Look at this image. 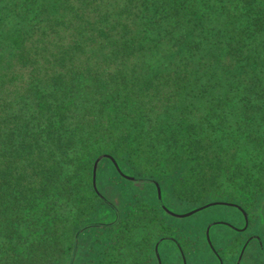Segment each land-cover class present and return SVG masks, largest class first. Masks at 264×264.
I'll return each instance as SVG.
<instances>
[{
    "label": "trees",
    "instance_id": "trees-1",
    "mask_svg": "<svg viewBox=\"0 0 264 264\" xmlns=\"http://www.w3.org/2000/svg\"><path fill=\"white\" fill-rule=\"evenodd\" d=\"M109 156L132 181L249 212L264 0H0V264H73L96 225L86 264H150L162 214L138 197L115 210L94 180Z\"/></svg>",
    "mask_w": 264,
    "mask_h": 264
},
{
    "label": "rangeland",
    "instance_id": "rangeland-1",
    "mask_svg": "<svg viewBox=\"0 0 264 264\" xmlns=\"http://www.w3.org/2000/svg\"><path fill=\"white\" fill-rule=\"evenodd\" d=\"M94 173V180L100 192L120 215L131 206L130 201L135 197L155 206L161 212L163 227L160 228L159 236L175 239L183 254L179 253L175 246H171L167 239H164L158 246L161 264H181V255L185 258L186 264H217V259L205 244L207 242L206 231L211 246L222 258V264H233L241 244L251 235H257L256 239L248 240L239 264H264V200L262 199L264 192L256 198L252 207H247L249 212L243 210V206L235 200L229 201L234 203L232 205L213 203L186 216H178L175 214H182L199 204L173 197L167 184L132 181L129 175L119 169L112 156L108 159L98 158L95 161ZM237 206L247 215V226L244 230L235 228L243 224V217ZM111 217H113V210L105 204L104 212L95 214L96 220H108ZM209 223L207 230L206 226ZM108 228L110 227L103 228L96 225L84 231V234L79 237L73 264L90 263L89 259L95 257L98 249L96 236ZM153 243L154 241L149 244L150 264H153Z\"/></svg>",
    "mask_w": 264,
    "mask_h": 264
},
{
    "label": "crops",
    "instance_id": "crops-1",
    "mask_svg": "<svg viewBox=\"0 0 264 264\" xmlns=\"http://www.w3.org/2000/svg\"><path fill=\"white\" fill-rule=\"evenodd\" d=\"M210 205V204H209ZM232 205V204H231ZM205 207V206H204ZM238 207V206H237ZM239 208V207H238ZM239 211L241 212L242 214V217H243V224L242 226L240 227H235L237 230H244L247 226V215L239 208ZM188 214H184V215H181V216H186ZM210 226V223L206 226L207 230ZM257 235H251L250 237H248L240 246V249L239 251L237 252L235 258H234V261H233V264H239V261H240V257L243 253V250L245 249V246L248 242V240L250 238H257L256 237ZM205 237H206V241L205 244L206 246L208 245L207 248H209L208 250L211 251L212 255L215 256V258L217 259V264H222V258L221 256L218 254L217 250L211 246V242H210V239H209V236H208V233L206 231L205 233ZM164 239H167L169 241V243L171 244V246H175L177 248V250L179 251V253H181V251L179 250V246L177 245L178 243L175 241V239L173 238H169V237H166V236H161V237H158L154 243H153V248H152V259H153V264H161V256H160V253L158 252V246L160 244V242ZM182 254V253H181ZM183 255V254H182ZM181 255V264H186V261H185V258ZM234 257V256H233Z\"/></svg>",
    "mask_w": 264,
    "mask_h": 264
},
{
    "label": "water",
    "instance_id": "water-1",
    "mask_svg": "<svg viewBox=\"0 0 264 264\" xmlns=\"http://www.w3.org/2000/svg\"><path fill=\"white\" fill-rule=\"evenodd\" d=\"M95 165V163H94ZM156 184V183H155ZM213 203H225V204H234V203H231V202H224V201H210V202H206V203H203L201 205H198V206H195V207H192L191 209L187 210L186 212H183L182 214H175V215H178V216H181V215H184V214H189L197 209H200L204 206H207L209 204H213ZM174 214V213H173Z\"/></svg>",
    "mask_w": 264,
    "mask_h": 264
}]
</instances>
